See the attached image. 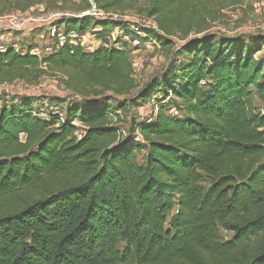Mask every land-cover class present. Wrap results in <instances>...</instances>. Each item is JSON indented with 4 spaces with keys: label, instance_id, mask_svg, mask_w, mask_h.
<instances>
[{
    "label": "trees",
    "instance_id": "trees-1",
    "mask_svg": "<svg viewBox=\"0 0 264 264\" xmlns=\"http://www.w3.org/2000/svg\"><path fill=\"white\" fill-rule=\"evenodd\" d=\"M94 1L111 12L138 0ZM211 1L153 0L159 27L143 43L173 45L180 17ZM6 2L47 11L62 0ZM131 22L55 21L100 39L115 27L133 34ZM35 47L5 45L0 84L51 69L80 97L45 111L39 97L0 93V264H264V111L251 99L264 91V33L188 38L140 86L130 57L139 47L122 39ZM151 101L155 115L128 132L117 125L120 111Z\"/></svg>",
    "mask_w": 264,
    "mask_h": 264
},
{
    "label": "rangeland",
    "instance_id": "rangeland-1",
    "mask_svg": "<svg viewBox=\"0 0 264 264\" xmlns=\"http://www.w3.org/2000/svg\"><path fill=\"white\" fill-rule=\"evenodd\" d=\"M88 3L90 4V0H62L60 10L80 13ZM152 3L153 0H138L129 2L124 8H112L111 12L135 21L141 16H149L148 9ZM263 3L264 0H213L205 6L189 7L188 12L180 17V24L175 29V33L169 35L174 41L173 45L165 47L160 43L158 45L151 43L130 52L137 84L140 86L152 76L164 71L172 62L175 46L177 47L188 38L204 33L244 38L256 33H264ZM5 5H8L6 0H0V10L5 9ZM50 10L52 11L53 8L47 11ZM47 11L44 10L43 5L34 6L28 11L5 9V12L0 14V42L4 45L16 42L21 45L34 41L39 44V52L44 53L46 45L53 42L47 35L49 22L45 18L50 14ZM43 28V32L39 34L35 32ZM61 76L60 72L49 69L37 82L18 79L12 83H2L0 93L7 99H17L26 94L33 95L36 98L39 97L35 103L39 109L47 111L61 107L63 110L67 99L79 98L80 95L68 88L62 82ZM251 99L257 110L264 111V91L253 89ZM153 104L154 102L151 101L138 108L132 107L126 112L120 111L121 121L117 125L128 132L134 118L145 120L155 115L157 108ZM171 111L179 113V110L173 107L168 110V112ZM81 132L78 131V134ZM136 133L139 131L137 130ZM144 152L145 150L139 152L138 157L141 158ZM231 235V232L222 230L223 238H229Z\"/></svg>",
    "mask_w": 264,
    "mask_h": 264
},
{
    "label": "built area",
    "instance_id": "built-area-1",
    "mask_svg": "<svg viewBox=\"0 0 264 264\" xmlns=\"http://www.w3.org/2000/svg\"><path fill=\"white\" fill-rule=\"evenodd\" d=\"M264 7V3H263ZM28 11V10H27ZM50 13V14H49ZM49 14L45 19L48 20L49 26L47 27V35L53 41L46 45L44 53L50 52L53 50L54 47H58L64 45L65 43H73V44H80L88 49H92L97 47L101 44H104L106 41L111 43L117 39H122L128 42L132 46L142 47L147 44H155L158 45L157 41H153L150 43H143L142 38L147 37V32L145 28H154L158 29L157 21L150 16H141L139 19L132 21L130 24V28L133 31V34L126 33L125 30L121 27H115L112 29L108 39H100L97 38L95 35L89 34L88 31H78V30H70L66 31L65 26L59 25L55 23V21L61 17H68V16H83V15H90L95 18H104V17H119L120 15L114 14L113 12H109L99 6L94 0H90L89 8L81 11L80 13H70L67 11H63L60 9L49 11ZM45 20V21H46ZM13 21V20H11ZM14 47L19 49V43H13ZM117 47L123 48V46L117 44ZM5 50V45L0 42V51ZM38 54H42L39 51V47H35L32 50ZM177 113V112H175Z\"/></svg>",
    "mask_w": 264,
    "mask_h": 264
}]
</instances>
